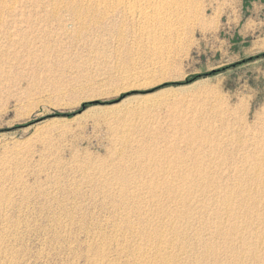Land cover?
<instances>
[{
    "label": "rangeland",
    "instance_id": "obj_1",
    "mask_svg": "<svg viewBox=\"0 0 264 264\" xmlns=\"http://www.w3.org/2000/svg\"><path fill=\"white\" fill-rule=\"evenodd\" d=\"M62 1L0 3V264H88L131 223L198 229L212 264H264L254 180L242 200L247 154L264 147V0H155L124 21Z\"/></svg>",
    "mask_w": 264,
    "mask_h": 264
},
{
    "label": "bare ground",
    "instance_id": "obj_2",
    "mask_svg": "<svg viewBox=\"0 0 264 264\" xmlns=\"http://www.w3.org/2000/svg\"><path fill=\"white\" fill-rule=\"evenodd\" d=\"M1 1H3V0H1ZM1 1H0V3H1ZM81 1H83L84 2V6H83V2H81V4H79L78 2V5L79 6H77L76 4H75V2L72 0H68L67 2H66V4H64V2L62 1V3L61 4H64V8L71 14V16H73L74 18H76V16H81L82 14H84V13H87L88 11L90 12V10H93V7H94V5H93V3L96 5V7L98 8L99 7V5H102L103 7H107V9L108 8H110L108 11L110 12V13H112L111 11L113 10V12L116 14V15H114L113 13V15L114 16H117V17H119V18H121L123 21H124V19H126L127 18V15L128 14H130V13H132V11H133V9L134 8H136V7H138L139 8V6H142V5H149L150 4V6H151V3H152V6L151 7H153V3H155V0H81ZM158 1V0H157ZM163 1V0H162ZM167 4H168V8L170 7V6H175V8H177V7H181L182 5H183V7H185V6H187V5H185L184 6V4L186 3V2H188V3H191L192 2V0H164ZM163 1V2H164ZM191 1V2H190ZM200 1V0H199ZM87 2V4L89 3H91L92 2V5H90V6H86L85 5V3ZM159 2H161V1H159ZM194 2V1H193ZM3 3V2H2ZM5 3V2H4ZM3 3V4H4ZM156 3H158V2H156ZM155 3V4H156ZM193 3H191L190 5H192ZM194 4H196V2H194ZM210 4V3H209ZM1 5V4H0ZM158 5H162V4H159L158 3ZM204 5V4H203ZM206 5V4H205ZM63 6V5H62ZM93 6V7H92ZM160 6L159 7H157V8H159L160 9ZM165 6V5H164ZM177 6V7H176ZM193 6V5H192ZM191 6V7H192ZM196 6V5H195ZM202 6V5H201ZM200 6V7H201ZM1 7V6H0ZM55 7V6H54ZM106 7L105 8H103L105 11H107L106 10ZM156 7V6H155ZM171 7V8H172ZM194 7V6H193ZM57 8V6L55 7V8H53V9H56ZM137 8V9H138ZM141 8V7H140ZM146 8V7H145ZM156 8V9H157ZM162 9L164 8V11H169V9L168 10H165V7H161ZM186 8V7H185ZM185 8H184V10H185ZM96 9V8H95ZM94 9V10H95ZM142 9V8H141ZM147 9H148V7H147ZM151 9V8H150ZM155 9V8H154ZM155 9V10H156ZM159 9H158V11H159ZM167 9V8H166ZM173 9H174V7H173ZM181 9H183V8H181ZM189 9V8H188ZM3 11H4V9H2ZM98 10V9H97ZM140 10V9H139ZM144 10H146V9H144ZM178 10V9H177ZM177 10H174V11H172V12H175L176 11V13H177ZM2 11V12H3ZM134 11H135V9H134ZM133 11V12H134ZM171 11V10H170ZM179 11V10H178ZM136 12V11H135ZM147 12V11H146ZM198 12V11H197ZM205 12V11H204ZM0 13H1V10H0ZM81 13V14H80ZM145 13V12H144ZM175 13V14H176ZM181 13V12H180ZM183 13V12H182ZM133 14H138V13H133ZM132 14V15H133ZM140 15H141V12L139 13ZM2 15V14H1ZM131 15V14H130ZM131 15V16H132ZM134 15V16H135ZM173 15V14H172ZM178 15V14H177ZM191 15V14H190ZM145 16V15H144ZM169 16V15H168ZM175 16V15H174ZM2 17V16H1ZM4 17V16H3ZM129 17V16H128ZM137 17V16H136ZM171 17V16H170ZM187 17V16H186ZM197 17V16H196ZM107 18V17H106ZM114 18V17H113ZM112 18V19H113ZM133 19V21H134V18H131V20ZM111 20V19H110ZM119 20V19H118ZM181 20V19H180ZM189 20V19H188ZM2 21V20H1ZM115 21V20H114ZM132 21V22H133ZM179 21V20H178ZM197 21H198V19H197ZM111 22V21H110ZM125 22H127L126 20H125ZM183 22V21H182ZM1 23V22H0ZM189 23V22H188ZM105 24H106V22H105ZM108 24H109V21H108ZM107 25V24H106ZM2 32V31H1ZM11 35H12V33H11ZM13 37V36H12ZM10 39V38H9ZM11 41V40H10ZM9 43V42H8ZM1 46V45H0ZM7 48V47H6ZM5 48V49H6ZM3 50H4V48H3ZM2 51V50H1ZM4 52V51H3ZM6 52H7V50H6ZM5 53V52H4ZM1 55H3L2 53H1ZM5 56V55H4ZM263 130V129H262ZM264 132V131H263ZM264 135V134H263ZM263 141H264V138L262 139ZM260 141V140H259ZM249 142V141H248ZM258 142V141H257ZM256 142V143H257ZM248 144V143H247ZM254 144V143H253ZM263 144H261V146H262ZM253 146V145H252ZM256 146V145H255ZM263 147V146H262ZM258 148H261V147H259L258 146ZM257 148V149H258ZM261 150V153L260 154H258V155H254V154H256V153H254L253 151H249L248 152V154H247V157H246V160H245V164H244V167L246 166V173H245V175H246V179H245V181H246V186H247V189H248V194H246L244 197H242V200H246V201H248V203H249V200L251 199L252 200V198L250 197V195L253 193V191H252V193H249V189H252L251 187H249L250 186V184L252 185V183H251V181L252 180H254V185L259 189V186L261 187V190L260 191H262V192H259V193H262V199H263V204H262V206L263 207H261V208H264V195H263V192H264V147H263V149H260ZM259 150V151H260ZM247 152V151H246ZM199 168V167H198ZM196 169V168H195ZM193 170V169H192ZM244 170V169H243ZM244 171V172H245ZM198 172V173H197ZM179 174V173H178ZM187 175H191L189 172H187L186 173ZM193 174H196V176L195 177H201L200 175H201V173H200V170H194L193 171ZM252 174V175H251ZM177 175V174H176ZM198 175V176H197ZM178 176H180V175H178ZM194 176V175H193ZM181 177V176H180ZM189 177L190 176H183L182 177V179H189ZM243 178H244V176H243ZM167 182V184L168 185H170V187H169V190H171L173 193H175L176 194V196H177V194L179 193V190H180V192L182 191L183 192V190H186V188L184 187V186H182L181 187V183L180 184H177V182L175 183H173V181L174 180H170V179H165V180H163V182ZM191 182H192V180H191ZM205 183V182H204ZM147 184H148V182H147ZM155 184V183H154ZM215 184V183H214ZM149 185L151 186L152 185V183H149ZM245 185V184H244ZM147 186V185H146ZM155 186H158V185H156L155 184ZM161 186H162V184H161ZM207 186V185H206ZM167 187V186H166ZM204 187V186H203ZM157 188V187H156ZM160 188V187H159ZM188 188V187H187ZM197 188V187H196ZM195 188V189H196ZM215 188V187H214ZM219 188V187H218ZM244 188H245V186H244ZM256 188V189H257ZM205 189V188H204ZM187 191H188V189H187ZM193 191V190H192ZM244 191H245V189H244ZM255 191V190H254ZM258 192V191H257ZM231 193V192H230ZM244 193V192H243ZM255 193V192H254ZM236 194V193H235ZM173 196H175L174 194H172ZM194 195V194H193ZM200 195V194H199ZM208 195V194H207ZM233 195V194H232ZM152 196H153V194H152ZM180 196V195H179ZM233 196H235V195H233ZM243 196V195H242ZM158 197V196H157ZM240 197H241V195H240ZM176 198V197H175ZM178 198V197H177ZM182 198V197H181ZM203 198V197H202ZM218 198V197H217ZM257 198V197H256ZM230 199V198H229ZM261 199V198H260ZM258 200V198L256 199V201ZM156 201H158L157 199H156ZM191 201V200H190ZM259 201V200H258ZM154 202V201H153ZM216 202V201H215ZM241 202V201H240ZM261 202V203H262ZM174 203H176V204H174L175 205V207H173L174 208V214H171V216L172 215H174V217L176 216H178V215H176L177 214V210H178V206L180 205V204H182L183 205V201L182 200H178V201H175ZM242 203H243V201H242ZM254 203V202H253ZM260 203V202H259ZM179 206V207H182L183 208V206ZM192 205V204H191ZM221 205V204H220ZM224 206V207H223ZM223 206H222V209H223V213H225V215L226 214H229L230 212H234L235 210H237L236 208H231V206H230V204L229 203H227L226 202V204H223ZM249 206H251V204L250 205H247V207H249ZM260 206H261V204H260ZM260 206L259 207H257L258 209H259V211H260ZM187 207V206H186ZM203 207H204V205H203ZM209 207V206H208ZM252 207H253V205H252ZM177 208V209H176ZM181 208V209H182ZM240 208V207H239ZM184 209V208H183ZM191 209V208H190ZM241 209V208H240ZM188 210L189 209H184V210H179V213L181 214V213H183V215L185 216L184 217V219L185 218H187L188 216H190L187 212H188ZM249 210H250V208H249ZM255 210V209H254ZM263 211H264V209H262ZM171 211H172V209H171ZM222 211V210H221ZM173 212V211H172ZM248 211L246 210V213H247ZM176 213V214H175ZM206 213V212H205ZM170 214V213H169ZM168 214V215H169ZM238 214H239V211H238ZM157 215V214H156ZM159 215V214H158ZM186 215H187V217H186ZM242 215H244L243 213H242ZM249 215V214H248ZM260 215H262L261 213H260ZM216 216V215H215ZM250 216V215H249ZM252 216H253V214H252ZM251 216V217H252ZM173 217V216H172ZM171 217V218H172ZM174 217H173V219H174ZM232 217V216H231ZM180 218H181V216H180ZM183 218V217H182ZM190 217H188L187 219H185L186 220V222L188 221V219H189ZM233 218V217H232ZM250 218V217H249ZM255 218V217H254ZM179 218H177V220H178ZM199 219V218H198ZM205 219V218H204ZM220 219H221V217H220ZM234 219V218H233ZM176 220V219H175ZM176 220V221H177ZM196 220V219H195ZM263 220H264V217H263ZM161 221H162V218H161ZM181 221V220H180ZM183 221L184 220H182V223H181V225L183 226ZM252 221V220H251ZM251 221H249V223L251 222ZM261 221V220H260ZM169 222H170V219H169ZM172 222V221H171ZM173 222H174V220H173ZM173 222H172V224H173ZM185 222V221H184ZM177 223V222H176ZM188 223V222H187ZM186 223V224H187ZM193 223V222H192ZM263 223V222H262ZM171 224V223H170ZM170 224H168V226H170ZM180 224V223H179ZM178 224V225H179ZM203 224V223H202ZM234 224H235V222H234ZM128 225H130V227H129V230H127L126 232H125V234H122L121 233V230H120V234H122V239L121 238H119V237H117V239H116V241L118 240V238L120 239L119 240V242L117 241L116 243H115V247L114 248H110L111 249V251H112V254L114 255V256H112V254H109L110 253V251L109 250H107L108 248H105V247H103L102 245H101V243H100V245L99 246H96V249L94 248V250L92 251L93 253H92V255H90L88 258H87V261H88V264H212L213 262L209 259L210 257L209 256H212V255H214L215 257L218 255L215 251H214V253H212L211 251L213 250H211L210 251V245L209 244H211L210 242H209V244H208V241H206L205 240V242H203V240H204V238L201 236V234L199 233V230L197 229H195L196 230V232H194L195 234H193L194 236H191L192 238L190 239V240H192L193 241V239H194V241L193 242H190V240L189 239H186V237H184V233L186 232L185 230H187L186 228H177L178 229V231H177V229L176 230H171L172 232H168L169 231V229L170 228H172L173 226L171 225V227H168L169 229L168 230H166V233H164V231H155V232H153V233H146L145 231H143V230H138L137 229V231H139V232H137L136 230H132V226H133V224L131 223V224H128ZM174 225V224H173ZM185 225V224H184ZM188 225V224H187ZM191 225V224H190ZM193 225V224H192ZM200 225V224H199ZM198 225V226H199ZM135 226V225H134ZM175 226H176V224H175ZM231 226H233L232 225V223H231ZM167 227V226H166ZM177 227H179V226H177ZM236 227V226H235ZM174 229L176 228V227H173ZM209 228V227H208ZM231 228V227H230ZM185 229V230H184ZM194 229V228H193ZM200 229V228H199ZM238 229V228H237ZM236 229V230H237ZM216 230V229H215ZM231 230V229H230ZM233 230H234V227H233ZM143 231V232H142ZM185 231V232H184ZM192 231H194V230H192L191 229V232ZM205 231V230H204ZM168 232V233H167ZM209 232V231H208ZM207 232V233H208ZM232 232V231H231ZM239 232V231H238ZM187 233H189L188 231H187ZM187 233H186V235L185 236H187ZM206 233V232H205ZM221 232H219V234H220ZM234 233H236V231L234 232ZM227 234V233H226ZM229 234V233H228ZM227 234V235H228ZM249 234H250V232H249ZM189 235H191V234H189ZM241 235H243V232H242V234ZM111 236V235H110ZM218 236V235H217ZM223 236H224V234H223ZM237 236V235H236ZM109 237V236H108ZM112 237V236H111ZM115 237V236H114ZM114 237H112L111 239H112V241L115 239ZM121 237V236H120ZM189 237V236H188ZM225 237V236H224ZM235 237V236H234ZM114 238V239H113ZM209 238H207V240H208ZM212 239V238H211ZM211 239H210V241H211ZM229 240V239H228ZM230 240H231V238H230ZM106 242V241H105ZM193 243V244H192ZM195 243H197L196 245H195ZM230 243V242H229ZM199 244L201 245L202 244V249L203 250H205L204 251V253H202V252H200L198 249H197V246H199ZM206 244V245H205ZM213 244V243H212ZM227 244V243H226ZM231 244V243H230ZM91 245V247L93 248V245L92 244H90ZM89 245V246H90ZM95 245V244H94ZM89 246H88V249L91 251L92 250V248L90 249L89 248ZM228 246V245H227ZM216 247V246H215ZM234 247V246H233ZM229 249H230V247H229ZM243 250V249H242ZM249 251L247 252V254H246V252L244 251V252H241L240 254H239V256L237 257L236 256V258L237 259H239V257H243L244 255H245V257L244 258H246V256L248 257H255V255L257 254V251L256 250H252V249H248ZM89 251V252H90ZM239 251V250H238ZM206 252V253H205ZM211 252V253H210ZM91 253V252H90ZM207 253H209V254H212V255H209V254H207ZM217 254V255H216ZM224 255V254H223ZM213 256V257H214ZM233 256V255H232ZM85 258H86V256H85ZM84 258V259H85ZM223 258V257H222ZM227 258V257H226ZM213 260L215 261V263H216V260L213 258ZM219 260H221V258L219 259ZM255 260V259H254ZM225 261V260H224ZM257 261V260H256ZM219 262V261H218ZM258 262V261H257ZM220 263V262H219Z\"/></svg>",
    "mask_w": 264,
    "mask_h": 264
}]
</instances>
